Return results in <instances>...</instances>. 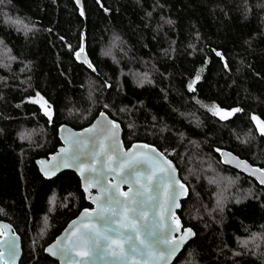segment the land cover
<instances>
[{
  "label": "trees",
  "instance_id": "trees-1",
  "mask_svg": "<svg viewBox=\"0 0 264 264\" xmlns=\"http://www.w3.org/2000/svg\"><path fill=\"white\" fill-rule=\"evenodd\" d=\"M215 107L240 111L221 119ZM100 110L188 187L177 214L195 234L172 264H264V187L218 155L264 168L253 119L264 121V0H0V219L20 235L18 264H57L44 246L89 205L74 172L45 179L34 160L59 144L58 124ZM205 164L217 180L200 176ZM219 175L251 193L216 205Z\"/></svg>",
  "mask_w": 264,
  "mask_h": 264
},
{
  "label": "water",
  "instance_id": "water-1",
  "mask_svg": "<svg viewBox=\"0 0 264 264\" xmlns=\"http://www.w3.org/2000/svg\"><path fill=\"white\" fill-rule=\"evenodd\" d=\"M73 2L78 8L82 9V0H73ZM80 49L77 51V53L80 52ZM77 53L76 57L80 62L85 65L90 64L88 56L86 55L84 49L83 53H81L80 56H77ZM113 123L115 125H119V128L117 130L118 134L115 137V145L120 154L129 153L142 155L145 153H151V149H155L156 153L164 154L154 144L145 141H133L126 146L122 139V127L119 121L110 117L104 110H100L88 124L80 128H74L64 122L58 124L56 134L59 140V144L52 152H49L46 155L39 156L34 160L38 172L45 179H51L66 170L74 172L79 179L80 189L83 192L84 198L89 204L88 206L82 207L76 213V215L70 218L63 226V228L54 236V238L44 246V252L51 258L55 259L57 264H124V262L122 261H117L113 256V253L119 252L126 248V242L113 232L109 233L112 239L107 242L108 254L104 257L86 255L90 253V248L84 244H80L79 246L73 248L67 256L53 255L52 252L48 251V249L50 248L55 250L58 245H70L77 239L82 231L99 230L104 227L103 221L97 220L95 218L98 207L104 200L106 195V193L103 191L104 188H112L113 185H118V187L115 189L116 193L120 196L121 200L126 199L122 194L129 192V183L120 182L119 176L122 175V173L119 172V169L117 172L107 175L106 179L101 178L99 185L96 184L95 180H92L90 183L85 179L84 169L88 168L92 163L91 155H89L87 159L81 157V164L71 167L59 166L61 160L66 155L70 154L74 149L80 148V150L85 153L99 152L100 155L95 158V166L97 168H102L106 173L109 172V168L105 167L106 161L111 165V167L118 168L115 156L111 153L106 155L105 151H101V143L103 144L105 150L109 149L110 145L113 143L111 138V129ZM77 137L80 138L81 145H76L74 143ZM89 138L95 139L94 146ZM218 155L222 164L230 166L231 168L251 177L260 186L264 187V183L261 182V179L264 178L263 167L250 163L246 158L240 157L226 148L219 149ZM109 156L111 157L110 159ZM163 158L164 160L172 162V165L176 169V179L179 181V184L184 185V188L180 190V194L176 201V205L178 206L173 205L171 212L165 211L160 205H157L154 209L148 210V216L141 225L143 231L140 233L139 238L137 239V244H139V240L147 239V232L151 229V226L155 222L159 223L160 231L161 233L166 234V238L169 244L175 243L182 237H186L183 240V243L180 245L179 249L172 254L171 259L168 262V264H172L177 255L187 244V242L192 237H194L195 232L193 228L184 226L177 214V210L180 208L181 201L188 194V187L180 178L178 169L174 162L165 154ZM157 164L158 167L155 171L159 173V167H163V162L159 157H157ZM143 167L146 168L149 167V165H144ZM124 171L127 172L130 170L125 169ZM141 171H143V168L141 169ZM129 179L131 180V177ZM141 182H145L143 178ZM165 183L167 184V182ZM179 184L176 185L177 188H179ZM138 187V184H132L133 190L137 189ZM159 199L161 202L165 201L166 193L161 192L159 194ZM105 215H107V213ZM126 215L128 216L129 220L133 221L136 224H141V221L137 216H133L130 212L126 213ZM117 219L119 220L120 217H117ZM143 225H147L148 227H143ZM108 226L117 228L119 227V224H110ZM168 228L172 229L170 233L167 232ZM124 231L127 234L131 232V229H124ZM132 235L134 239H136V233H132ZM10 241H15L16 244V255L14 258L8 254V242ZM21 253L22 245L20 235L13 230L12 225L8 221L0 219V264H18ZM158 255L162 254L156 252H148L147 258L130 256L127 260V264H162V262L160 261L153 260V258ZM245 264L255 263L248 262Z\"/></svg>",
  "mask_w": 264,
  "mask_h": 264
},
{
  "label": "snow or ice",
  "instance_id": "snow-or-ice-1",
  "mask_svg": "<svg viewBox=\"0 0 264 264\" xmlns=\"http://www.w3.org/2000/svg\"><path fill=\"white\" fill-rule=\"evenodd\" d=\"M81 53H83V48L80 49L77 56H80ZM217 55H219V53H217ZM199 79L200 75L197 73L196 79L192 83L195 84ZM189 87L191 89L192 85H189ZM44 103L46 104L47 102L45 101ZM237 111H240V109H233L231 113L221 115V119H227L228 116ZM253 119L255 120L257 118L253 117ZM260 124L264 125V121H261ZM118 128L119 125H115L113 123L111 129V138L113 143L110 145L109 149L105 150L103 144L101 143V151H105L106 155L109 153L114 155L118 168L111 167V165L106 161L105 167L109 168V172L106 173L102 168H97L95 166V158L100 155L99 152L85 153L81 151L80 148H76L70 154L66 155L61 160L59 166L71 167L81 164V157L87 159L88 156L91 155L92 163L88 168L84 169L85 179L90 183L92 180H95L96 184L99 185L101 178L106 179L107 175L115 173L119 169V172L122 173V175L119 176L120 182L129 183V192L122 194L126 199L121 200L120 196L116 193L115 189L118 185H113L112 188H104L103 191L106 195L104 200L100 203L95 217L97 220L103 221L104 227L99 230L82 231L77 239L70 245H58L55 250L50 248L48 251L52 252L53 255L67 256L73 248L79 246L80 244H84L90 248V253L86 255L104 257L108 254L107 242L112 239L109 233L113 232L126 242V248L113 253V256L117 261H122L124 264H127V260L130 256L147 258L148 252H156L162 255L154 257L153 260L160 261L162 264H168L172 254L179 249L186 237H182L175 243L169 244L166 234L161 233L159 223L155 222L151 226V229L147 232V239L139 240V244H137V239L143 231L141 225L148 216V210L154 209L157 205H160L165 211L171 212L172 206L176 205L180 190L184 188V185L179 184V181L176 179V169L172 165V162L164 160V154L156 153L155 149H151V153H145L142 155L129 153L120 154L115 145V137L118 134ZM260 130L261 133L264 134V127H261ZM21 138L23 139L26 137L22 135ZM89 139L92 141L94 146L95 139ZM74 143L76 145H81L80 138L77 137ZM157 157H159L163 162V167H159V173L155 171L158 167ZM110 158L111 157L109 156V159ZM144 165H149V167L145 168L143 167ZM142 168L143 171H141ZM125 169L130 171L126 172L124 171ZM130 177L131 180L129 179ZM142 178L145 181L143 183L141 182ZM165 182H167V184ZM261 182L264 183V178L261 179ZM133 183L139 185V187L135 190L132 188ZM177 184H179V188H177ZM161 192L166 193V200L163 202L159 199V194ZM129 212L133 216H137L140 219L141 224H136L129 220L126 215V213ZM106 213L107 215H105ZM117 217H120V219L118 220ZM117 223L119 224V227L117 228L108 226L110 224ZM143 227L148 226L143 225ZM124 229H131V232L126 234ZM171 231V228L167 229L168 233ZM132 233H136V239H134ZM8 254L13 258L15 257V241L8 242Z\"/></svg>",
  "mask_w": 264,
  "mask_h": 264
},
{
  "label": "rangeland",
  "instance_id": "rangeland-1",
  "mask_svg": "<svg viewBox=\"0 0 264 264\" xmlns=\"http://www.w3.org/2000/svg\"><path fill=\"white\" fill-rule=\"evenodd\" d=\"M16 25L19 26L21 29H24V28L28 27L27 24H23L22 22H20V24L19 23H16ZM2 53H4L3 50H2ZM34 99H36L42 105V107H43V109H44V111L46 113H50V109L44 103L45 101L43 99H41L40 97H36ZM214 111L219 116L224 115V114H227V113H231V109H223V108H217V107L214 108ZM253 117H255V116H253ZM254 121L256 123L257 129L260 130L261 127H262V125L260 124L261 121L258 118L255 119ZM209 172H212V169L210 168V165L209 164H205L204 165V168L198 171V173L200 174V176L201 177H204L205 179L208 178V179H210L212 181L217 180V178H218L217 176L218 175L216 176V178L212 179V177L210 176L211 173L208 174ZM212 181H208V182L211 183ZM232 181H234V178H232V177L223 179V177L221 175H219L218 187L220 188L221 186H224L225 189H220L221 190V193L219 194V191H220L219 190L217 192V194L214 195V201H215L216 205H218V203H223V202L227 201L228 198H230L232 200H235V198L238 199L239 196L240 197H242L244 195L245 196H248L251 193V191H250L249 193L246 192V193L243 194V193H241V188L238 190L236 187H234L233 189L227 190L228 186H230V182H232ZM208 182H207V184H208ZM248 241H250L252 243H257V242H254V238H251V239H243V240H240L239 242L241 244H243L244 242H248ZM183 260H185V261L182 262V263H180V264H192V263L189 262L190 257H186Z\"/></svg>",
  "mask_w": 264,
  "mask_h": 264
}]
</instances>
